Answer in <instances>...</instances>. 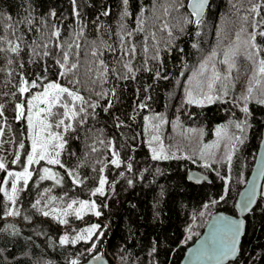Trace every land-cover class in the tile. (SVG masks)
Masks as SVG:
<instances>
[{
  "label": "trees",
  "instance_id": "trees-1",
  "mask_svg": "<svg viewBox=\"0 0 264 264\" xmlns=\"http://www.w3.org/2000/svg\"><path fill=\"white\" fill-rule=\"evenodd\" d=\"M28 2L35 23L18 26L17 35L23 36L19 54L0 53V67L4 66L6 59H12L23 62V74L29 80L46 74L44 83L58 80L61 84H67L69 80L77 78L80 83L76 87L80 94L98 102L100 106L95 109V118L90 117L84 125L76 124L75 131L65 134L67 144L60 159L69 169L80 165L77 168L79 175L87 177L82 186L73 185L64 168L41 161L34 166L36 172L42 174L43 167L52 168L63 178L61 185H56L52 180L39 181L38 175H34L28 188L21 191L18 197L16 207L21 215L15 217L4 216V211L10 205L3 192H0V264H70L73 259L80 263L93 252L105 253L113 264H150L153 260L158 264H180L185 249L202 233L212 212L221 209L231 214L237 213L235 201L253 166L264 126V105L253 102L250 104L252 115L245 142L237 145L238 150L232 159V181L227 202L222 201L210 207L203 217H198L192 228V238L182 243L187 238L186 228L193 224L192 214L200 212L202 205L211 198H218L224 184L214 171L203 166L205 160L201 158V153L221 176L227 175V162L220 161L226 155L229 140L224 135L217 137L216 128L219 125L227 126L230 120L245 118V114L232 104L217 103L205 107L188 105L184 102L185 89L189 86V78L213 51L220 55L213 58L211 63H215L222 73L226 71L227 66L220 62L223 52L233 45L235 34L244 24L242 17L247 14L251 4L259 0H211L201 24L195 29L192 23H185L186 18L192 20L187 7L188 0H129L128 11L131 15L123 23L128 31L133 32L129 43L136 45V52L131 57L134 79L122 78L125 70L121 60L127 62L128 58H122L119 49L121 0H76L75 10L79 11V16L74 14L72 0ZM24 3L25 0H0V12L11 15L13 20L21 19L26 15L21 7ZM180 4L183 7L177 11ZM50 9H54L57 16L48 19L47 26L42 27L40 19L46 17ZM109 9L108 16L102 15ZM260 14L264 16V8ZM252 19L250 16L249 20ZM165 23L171 28V37L163 27ZM53 24L60 29V37L55 38L60 44L71 43L74 33L82 30L78 40L80 47L64 49L72 57L70 62L79 61V67L67 79L59 77L61 69L55 63L62 59V50L52 43L47 49L41 47L43 43L54 39L50 36ZM138 26L144 31H139ZM5 34L0 30V35ZM257 43L264 45V37H258ZM145 44L147 52L144 51ZM127 47L126 44L125 49ZM94 48L100 52L95 57L91 54ZM44 51L50 55L44 56ZM242 51L236 57L237 67L232 73L234 80L229 82L230 97H238L245 91L255 67ZM157 56L158 59L153 58ZM99 60H103L109 69L101 79H97L103 71ZM12 67L16 73L20 71L17 65ZM112 69H115V73ZM16 73L10 78L11 82L6 83L9 78L0 72V93L9 94L7 97L0 95V102L6 103L5 115L10 125V132L5 139L13 141L12 144L5 143L0 150V156H4L6 161L12 159L16 142L23 139L25 150L21 152L30 150L31 144L26 124L12 118L14 101L11 93L20 78ZM116 73L121 78H117ZM177 79H182L178 88ZM112 89H115L114 96L104 98L96 95L98 92L110 93ZM108 99L112 100L113 107L104 112ZM140 103H145L147 107L139 108ZM157 114L166 120L159 128L163 145L170 152H179L176 155L179 159H151V149L147 146L148 120L145 117ZM115 117L124 122L121 127L116 126L118 121ZM190 129L199 131L192 132ZM232 133L239 134L234 127L228 128V135ZM182 135H190L193 139L190 142L186 139L181 141ZM110 140L115 142V149L122 158L131 156L133 169L129 172L123 166L116 168L108 164L103 174L108 177L109 184L114 182L115 186L109 188L106 185V196L92 197L90 191L97 186L100 168L104 167V163L97 162L112 158L111 149L107 146ZM93 148L97 151H92ZM133 148L135 150L130 152ZM185 156L193 159H186ZM21 161H24L23 155ZM190 167L205 170L211 176V182L195 184L188 181L186 172ZM21 168L22 164L10 165V169ZM5 177V173L0 171V179ZM128 180L133 183L129 185ZM45 188L51 191L45 193ZM50 196L61 198L55 202L59 206H63L69 198L96 201L102 215L93 218L94 214L87 213L85 216L88 222H99L104 232L98 250L86 252L90 245L84 242L74 245L59 243L62 235H74V230H78L83 219L69 216V223L64 225L31 208V203L36 199L43 200ZM25 216L30 219H24ZM12 226L18 231L17 235L12 234ZM153 240L157 241L154 257L149 255ZM242 246V264H264V197H260L254 211L247 216Z\"/></svg>",
  "mask_w": 264,
  "mask_h": 264
},
{
  "label": "snow or ice",
  "instance_id": "snow-or-ice-1",
  "mask_svg": "<svg viewBox=\"0 0 264 264\" xmlns=\"http://www.w3.org/2000/svg\"><path fill=\"white\" fill-rule=\"evenodd\" d=\"M74 6V14L79 16V11L75 10L76 0H72ZM122 10L120 16V33H119V49L122 58L127 57L128 61L123 62L121 60L122 67L125 70L123 79H134L135 70L131 64V57L136 52V45L129 43L133 36L132 31H128L123 21L131 15L128 11L129 0H121ZM26 15L18 20H13L11 15H6L0 12V30H3L6 34L0 35V53H12L19 54L20 41L23 39L22 35H17L18 26L23 24L26 26L33 25L35 19L31 16V4L28 0L21 6ZM180 4L177 7V11ZM189 7L192 9L193 15L196 17L195 20L186 18L185 23H194L196 25L201 24V17L205 12L206 8L210 7V0H191ZM264 8V0H259L257 3H252L248 9L246 15L242 17L244 24L241 26L239 32L235 34V41L233 45L227 48L223 52V59L220 61L226 65V71L221 72L216 68L215 63H211L213 58L220 55L216 51H213L211 55L206 58L199 66V70L192 74V77L188 80V87L185 89V103L188 105H195L198 107H205L207 105H213L217 103L221 104H232L238 107L239 110L245 114L243 120H230L228 125H219L216 128L217 137L222 135L227 136L229 140L228 150L223 160H226L229 173L221 176L220 172L213 169L212 163L208 162V159L201 153V158L205 160L204 167L214 171L218 179L224 181L222 191L218 195V198H211L208 203L202 205V210L198 213L192 214L193 224H190L186 228L187 238L182 243H187L192 238V228L198 217H203L210 207H213L220 202H227V198L230 194V187L232 177L230 175L232 159L236 151L238 150L237 145H242L245 142V133L250 127L249 118L252 115L250 104L255 102L259 105H264V45L258 44V37H264V16H261L260 10ZM167 12V9L165 10ZM110 9L105 10L102 15L108 16ZM57 13L54 9H50L46 14V17L40 19L41 26H47L48 19L55 18ZM253 17L250 21L249 17ZM256 17H260L256 19ZM143 23V20L140 21ZM164 29L167 30L168 35L172 36L171 28L165 23ZM251 28V30H249ZM30 30V29H29ZM139 31H144L142 27L138 26ZM183 31V29H180ZM9 34L11 35L10 38ZM82 34V30L79 33H74L73 41L71 43L60 44L56 42L55 38H59L61 33L60 29L55 24L51 26L50 36L54 38L49 42L42 44V48L47 49L49 43H52L55 47L61 49L62 59H58L55 63L59 66L61 71L58 73L59 77L67 79L70 75L75 73L79 67V61L70 62L72 57L69 55V51L64 50L67 48L71 50L73 47L79 48L78 43L79 36ZM154 38V34H153ZM95 43V42H93ZM128 45L125 49V45ZM196 47V45H193ZM242 54L251 61L255 66L252 72L251 78L247 82L245 91L240 96L230 97L229 82L234 80L232 75L233 69L237 67L236 57ZM109 50L113 49L109 46ZM34 54L35 49H32ZM144 51H148V47L145 44ZM182 51V49H181ZM94 57L100 54L98 48H94L92 53ZM44 56L50 55L48 51L43 52ZM78 55V53H77ZM158 59L157 57H153ZM103 71L99 73L97 79H101L108 73L109 69L104 64L103 60L98 61ZM17 65L20 69L16 73V69L12 65ZM23 62L19 60L6 59L4 66L0 67V72L6 74L9 78L6 83H10V78L16 73L20 78L17 80L14 91L11 93L13 98L12 104V118L14 121L23 122L27 126V131L30 133V150H25V143L23 139L16 142V150L13 152V157L10 161H6L4 156H0V171L4 172L6 178L0 179V192H3L4 196L7 197L9 207L4 211V216H20L21 212L16 207L18 197L21 191L26 190L29 185V181L34 175H38L39 181L52 180L56 185H61L62 177L59 173L54 172L50 167H43L42 174L36 172L34 166L39 165L41 161L46 162L47 165H59L65 169L66 175L72 181L73 185L82 186L87 177H81L77 168L69 169L66 164L60 159L67 139L65 134L70 131H75V125H84L85 122L90 118H95V109L100 105L98 102L86 99L84 95L80 94L78 88L80 81L77 78H73L68 81L67 84H61L57 81H48L47 75L37 76L36 78L29 80L23 74ZM150 70V69H149ZM46 71V70H45ZM115 73V69H112ZM160 75L159 72L156 73ZM117 78H121L119 73H116ZM234 87V84L232 85ZM36 89V91H33ZM7 97L8 93H0ZM98 97L107 98L108 96L115 95V89L111 92H98ZM113 107L112 100L108 99L106 106L103 108L104 112H108ZM139 108H145V103H140ZM91 110V111H90ZM227 110V109H226ZM7 111L6 103L0 102V150L3 149L5 143L12 144V140H6L5 137L10 132V125L8 123L5 112ZM234 115V113H231ZM118 121L116 126L121 127L123 121H120L118 117H115ZM148 120V128L146 131L149 134L147 146L151 149V159L156 161L179 159L180 157L174 154H169L162 142V138L159 135L160 125L166 122L165 118L157 114L152 117H145ZM159 121V123H154ZM234 127L239 134L232 133L228 135V128ZM189 131L197 132V129H190ZM104 143V141H100ZM107 146L111 149V159L106 162L98 161L97 163H104V167L100 168V176L97 182V186L90 191V196H106V185L109 188H114L115 183L109 184L108 177L104 175L105 168L108 164L116 168L122 166L129 172L133 169V162L130 155H126L124 158L121 157V153L115 149V142L110 140L107 142ZM218 146V145H217ZM207 147V146H205ZM130 149L129 151H134ZM92 151H97L93 148ZM21 155L24 156V161H21ZM184 158L192 160L193 157L185 156ZM213 162L214 157H211ZM195 163V160H193ZM22 164V168L19 171L10 170V165ZM95 170V169H93ZM147 171V170H145ZM159 172V169H157ZM124 175L123 172L120 173ZM264 176V172L261 173ZM190 179H197L190 177ZM199 179L207 180V177H201ZM199 182V180H197ZM10 183V189L7 187ZM132 180H128V184L131 185ZM51 189L45 188L44 192L48 193ZM67 196V193H65ZM260 196L264 197V189L260 190ZM61 198L57 196H50L46 202H42V198L36 199L31 203V208L38 212L44 217H52L59 221L61 224L67 225L69 216H75L77 219H83L84 214L92 213L99 217L102 212L98 210V205L95 200H78L69 198L63 206H53L54 203ZM257 205V189L255 182L252 187L247 189L242 196V199L235 205L238 212L241 214V218L236 219L230 216L220 214L216 217L214 225L210 226V232L208 237L201 243L200 247L195 250L194 255L200 264H241L240 258L243 255L242 237L245 235V219L243 216L251 214L254 211V206ZM106 206V205H105ZM24 219L29 220L30 217L25 216ZM13 227V235H17L18 231ZM74 235L64 234L59 238L61 245L77 244L84 242L90 246L85 250L88 253H92L94 250H98V244L102 243L101 238L104 236V232L99 224H91L83 229L74 230ZM157 252V241H152V247L149 251V255L153 256ZM101 255L94 256V259L100 260ZM123 259V257H121ZM70 264H79L77 259H73ZM150 264H158L157 261L153 260Z\"/></svg>",
  "mask_w": 264,
  "mask_h": 264
},
{
  "label": "water",
  "instance_id": "water-1",
  "mask_svg": "<svg viewBox=\"0 0 264 264\" xmlns=\"http://www.w3.org/2000/svg\"><path fill=\"white\" fill-rule=\"evenodd\" d=\"M211 3V0H210ZM191 4V0H188L187 2V7L189 11L192 13V9L189 7ZM208 8L205 9L204 14L202 15L201 19L204 17L205 13L207 12ZM196 17L192 15V20H195ZM198 25L192 23V28L195 29L197 28ZM185 54V53H184ZM185 56V55H184ZM185 60V58H184ZM264 172V126L262 129V134H261V139L259 142V146L257 149V153L255 156V160L253 163V166L248 174L247 180L245 184L242 186L240 189L238 196L235 201V205L242 199L243 194L245 191L249 188L252 187L253 183L255 182L256 184V189H257V203L260 199V190L263 189V184H264V176L261 175V173ZM186 177L188 181L195 183V184H202L204 182H211V176L203 169H200L198 167H190L188 168L186 172ZM190 177H194L197 179H190ZM201 177H207V180L199 179ZM199 180V182H197ZM236 208V207H235ZM255 208V206H254ZM237 213L236 214H231L228 212H225L221 209L216 210L212 212L210 215L209 219L207 220L205 227L202 231V233L195 239L194 242H192L184 251L183 257L180 261V264H200V261L197 260L196 256L194 255L195 250L198 249L201 245V243L208 237L209 232H210V226L214 225L215 219L218 215L223 214L225 216H230L236 219L241 218V214L238 212L236 209ZM249 214L243 216L245 219V232H246V227H247V216ZM243 239V237H242ZM102 254V258L100 260L94 259V254L90 255L87 259L84 261L80 262L79 264H113L109 257L101 252L98 255Z\"/></svg>",
  "mask_w": 264,
  "mask_h": 264
},
{
  "label": "rangeland",
  "instance_id": "rangeland-1",
  "mask_svg": "<svg viewBox=\"0 0 264 264\" xmlns=\"http://www.w3.org/2000/svg\"><path fill=\"white\" fill-rule=\"evenodd\" d=\"M182 80V79H181ZM181 80L179 81V79H177V82H176V87L178 88L180 85H181ZM33 91H36V89H34ZM159 123V122H158ZM157 123V124H158ZM161 133V129H159V134ZM29 137H30V133H29ZM188 140L189 142H190V140H192L193 139V137H191L190 135L189 136H187V137H185L184 135H182V136H180V140L181 141H183V140ZM169 152V154H174L175 156L176 155H178L179 154V152H177V151H168ZM187 155H189V153H187ZM10 170H13V171H19V170H17V169H10ZM6 178V177H5ZM10 183H9V185H7V187L10 189ZM263 189H264V184H263ZM6 197V196H5ZM7 198V197H6ZM48 200V198H44L43 200H42V202H46ZM53 206H59V205H57L56 203H54V205ZM87 214V213H86ZM86 214H84V216H83V220H82V222L83 223H81V225H79V228H78V230L79 229H83V228H85V227H87V226H90L91 224H99V222H97V221H95V222H88V219L86 218ZM10 217V216H9ZM88 218H89V216H88ZM93 218H97V216H93ZM101 252H99V253H94L93 252V254L94 255H98V254H100Z\"/></svg>",
  "mask_w": 264,
  "mask_h": 264
},
{
  "label": "flooded vegetation",
  "instance_id": "flooded-vegetation-1",
  "mask_svg": "<svg viewBox=\"0 0 264 264\" xmlns=\"http://www.w3.org/2000/svg\"><path fill=\"white\" fill-rule=\"evenodd\" d=\"M242 264V263H241Z\"/></svg>",
  "mask_w": 264,
  "mask_h": 264
}]
</instances>
